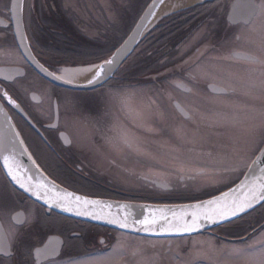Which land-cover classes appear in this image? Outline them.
Wrapping results in <instances>:
<instances>
[{
  "label": "flooded vegetation",
  "instance_id": "1",
  "mask_svg": "<svg viewBox=\"0 0 264 264\" xmlns=\"http://www.w3.org/2000/svg\"><path fill=\"white\" fill-rule=\"evenodd\" d=\"M149 1L139 2L134 16L126 2L121 3L126 10L120 17L113 14L112 0H22L20 10L35 58L58 74L67 63L107 58L130 33ZM235 1L208 0L169 14L108 80L94 88L74 89L53 83L30 65L15 36L17 4L0 0V101L40 168L85 196L149 203L195 201L237 181L262 146L247 136L240 138L238 151L225 162L224 166L238 169L223 177L225 182L212 183L214 177L190 170L181 172L169 155L170 148L178 147L187 169L213 168L216 165L204 153L227 151L220 145L230 148L227 134L236 133L208 126L206 130V122L199 116L195 122L189 120L178 106L200 113H210L212 108L228 112L222 106L225 103L237 111L251 104L256 110L264 107V92L244 87L261 79V66L244 59L247 54L264 56L258 40L250 43L249 38L255 36L244 23L250 17L255 25L264 22V13L254 15L260 11L256 7L249 17L244 13L261 0H242L240 10L229 19ZM234 50L241 59L232 58ZM205 70L207 75H202ZM221 82L231 84L235 91L214 93L210 85ZM5 93L37 129L7 101ZM125 97L131 98L132 109L151 111L149 124L145 125L143 115L130 114L121 102ZM120 125L134 133L151 155L112 147L106 138L116 137ZM197 127L199 134L212 137L195 145L184 143L178 129L191 137ZM242 160H248L247 164L237 166ZM241 218L244 221L238 224L240 219L190 235L132 233L47 208L16 189L0 163V237L6 236L9 244L7 251H0V264H135L126 255L105 259L117 241L125 242L129 250L143 241V259L150 264H180L173 251L186 256L194 242L211 241L219 247L264 239V207ZM219 261L243 264L226 262L225 257Z\"/></svg>",
  "mask_w": 264,
  "mask_h": 264
},
{
  "label": "snow or ice",
  "instance_id": "2",
  "mask_svg": "<svg viewBox=\"0 0 264 264\" xmlns=\"http://www.w3.org/2000/svg\"><path fill=\"white\" fill-rule=\"evenodd\" d=\"M260 11L254 13V15H260L264 13V0H261L259 5L255 6ZM249 26V30L254 34L255 39H250V43L255 44L259 41V46L264 50V22L259 25H255L254 20L250 17L244 21ZM240 37L237 36V39ZM228 58V57H226ZM234 59H241L238 51L234 50ZM244 59L248 62L259 64L261 66V79L251 84L253 88H259L264 92V56H256L254 54H247ZM112 60H106L103 64L91 65L88 67L76 69L75 72H88L95 71V75L87 81L89 85L95 84L102 80L106 75V66L111 65ZM64 75L54 76V79L65 80L67 83H72V76L69 74V70H61ZM51 74V73H50ZM207 75V71L201 73ZM214 93H223L228 91H235V88L229 84L225 86L221 83H214L210 85ZM245 94H251L246 92ZM7 96V93L4 94ZM130 97L122 99V104L128 109L130 114H134L136 117H141L142 113L131 108ZM10 100V98H9ZM11 103L15 104L14 101ZM18 107V106H17ZM246 110H233L231 112L215 111L212 113H200L196 109L188 108L185 106H179V110L189 119L195 122V117L199 116L200 121L207 122V126L212 127H227L235 129L236 133L229 136L231 141V147L228 145H220L221 149H228L227 151H217L213 153L208 151L204 155L211 159L213 168H199V169H187L181 159L180 148H170L169 155L171 159L178 163L179 171H193L197 174L214 177L211 180L212 183L225 182L222 178L227 176L230 172L238 171L236 168L224 166L226 161L231 160L232 156L238 151L237 145L242 136H247L255 141L256 145H264V107L259 110L245 106ZM259 120V123L253 121ZM147 131H155L151 126H145ZM181 134V139L186 144L195 145L203 137L200 136L198 127L193 131L191 137H187L182 130L178 129ZM20 133H15V139L23 149L21 155H28V159L33 166L36 162L32 160L27 149L23 148L24 141L19 139ZM107 142L117 150L127 148L133 152L142 155H151L145 151L141 146L140 139L131 133L123 125L119 126V132L116 137H107ZM189 152L193 149L189 148ZM261 157H264V148L261 149ZM259 159V158H258ZM3 162V168L7 170V174L24 188L25 191L32 192L37 197L44 199L47 203L56 204V206L63 208L65 211L75 210L78 215L92 216L94 219H104L103 215H100L94 211H89V206L99 205V201L82 199L79 195H75L71 192H60L49 188L45 184L34 185L30 183L31 177H24L19 174V169L23 167L19 161H17L15 154L4 155L0 157ZM255 163V162H254ZM264 202V168L259 173L253 174L252 165H249V172L245 174V178L240 181L236 187L229 189V191L223 193L218 197H214L211 200L205 201L202 204L192 206L190 213L184 212V215H191V220L180 219L173 213V220H167L166 216H156L154 213L151 217L145 216L141 220H134L129 223L128 215L125 214L123 218L113 217L110 219L111 223H118L121 228H130L135 225L140 226V230L144 232H156L158 221H165L163 225L159 227L160 232H176V233H192L196 232L204 225L202 222L217 223L220 221L228 220L231 217H236L242 213L247 212L249 209H253L256 205ZM110 208L111 206H107ZM124 206L122 205L121 208ZM160 212L165 210L160 209ZM143 241L136 247L130 250L126 248L125 242L117 241V243L111 246L112 250L105 259L111 260L120 256H129L135 261V264H150L149 261L143 259L144 248L142 247ZM151 243V242H149ZM155 246L154 244L152 245ZM9 247L7 237H0V251H7ZM169 251H172L170 248ZM140 257V259H137ZM173 257L180 261V264H198V261L206 259L208 264H220L219 258L225 257L226 262L240 261L243 264H264V239L256 240L252 243H246L243 246H217L211 241L208 242H194L193 250H190L186 256H181L178 251H173Z\"/></svg>",
  "mask_w": 264,
  "mask_h": 264
},
{
  "label": "water",
  "instance_id": "3",
  "mask_svg": "<svg viewBox=\"0 0 264 264\" xmlns=\"http://www.w3.org/2000/svg\"><path fill=\"white\" fill-rule=\"evenodd\" d=\"M168 0H150V2L147 4L139 18L137 19L135 25L131 29L130 33L127 35V37L123 40V42L107 57L104 58L96 63H90L93 65L103 64L106 60H112L113 63L111 65L106 66V72L107 75L100 80L99 82L89 85L87 81L91 79L95 75V71L92 72L90 76H88L86 79L83 80H72V83H67L65 80H58L54 79V76H60L59 74H55L48 70L46 67H44L34 56L30 45L28 43L27 36L25 34L23 21L21 18V2L22 0H13V3L15 2L17 4L16 9V30H15V36L17 40V44L24 55V57L27 59V61L30 63V65L42 76L47 78L48 80L52 81L55 84L62 85L68 88H74V89H89L94 88L102 83H104L106 80H108L121 66V64L124 62V60L127 59V57L132 53V51L135 49L136 45L146 36V34L153 29L163 17L168 16L169 14H172L173 12H176L181 9H185L187 7H190L192 5L203 3L208 0H184V3L180 4V7L177 9L167 13V14H161V7L163 4H165ZM242 0H236L233 2L230 10L228 18H233V13L236 11H239V4L242 3ZM247 2V1H245ZM249 2H252V0H249ZM255 11V5L252 4V7L250 9V12H244L247 17L250 16L251 12ZM253 13V12H252ZM161 14V15H160ZM244 15V14H243ZM87 66L85 63H67L63 67H77V66ZM51 73V74H50ZM7 101L10 102L14 101L9 95L6 96ZM10 98V100H9ZM15 104L11 103L14 107L18 109V111L23 115V117L34 127L37 129L36 125L31 121V119L28 117V115L21 109V107L14 101ZM18 106V107H17ZM178 106V105H177ZM179 107V106H178ZM56 121H54L55 124ZM20 133L17 129L16 124L14 123L11 115L7 111V109L4 107L3 103L0 101V157L4 155H11L15 154L17 161L20 162L23 167H21L18 171L20 175H23L24 177H31L30 183L34 185L38 184H45L49 188L54 189L55 191L60 192H71L75 195H79L82 199H88V200H95L99 201L100 204L96 206H89V211H94L100 215L105 216L104 219H94L92 216H86V215H78L75 210L73 211H65L63 208L56 206V204H50L47 203L44 199H41L34 195L32 192L25 191L24 188H21L19 184H17L15 181L12 180V178L7 174V170L3 168V162L0 160L1 166L12 183V185L17 188L18 190L22 191L35 201L39 202L40 204L46 206L49 209H53L57 212H60L62 214L95 221L97 223L103 224V225H109L117 229H121L124 231L137 233V234H143L148 236H168V235H190V234H197V233H203L204 231H207L213 227H216L218 225L227 223L229 221H232L236 218H239L258 206H260L262 203L256 205L253 209H249L247 212L242 213L236 217H231L228 220L220 221L217 223H207L202 222L203 227L199 228L196 232L192 233H176V232H160L159 227L165 223V221H158L157 224V231L156 232H144L140 230L139 225H135L130 228H121L118 223H111L110 219L113 217H119L123 218L125 214L128 215L129 223H131L134 220H141L146 215L151 217L153 213L156 216H166L167 220H173V213L176 214L177 217L180 219H186L191 220V215H184V212L190 213L193 209V205L202 204L205 201L211 200L214 197H218L222 195L223 193L229 191V189L236 187L240 183L241 180L245 178V174L249 172V166L242 175V177L233 185L230 187L216 193L213 195H210L206 198L190 201V202H182V203H149V202H136V201H125V200H116V199H108V198H98V197H89L85 196L79 193H76L58 182H56L54 179L49 177L38 165V163L35 161L29 150L27 149L25 143L23 145V148L27 149L28 154L31 155L32 160L36 162L35 166L31 164V162L28 159V155H21L22 148L18 141L15 139V133ZM65 134V133H64ZM19 139H22V136L20 135ZM24 141V140H23ZM264 148V145L261 146V148L258 150L252 161L249 165H252V171L253 174H257L260 172L262 168H264V157H261V149ZM259 158V159H258ZM255 162V163H254ZM124 206L121 208V206ZM107 206H111L108 208ZM163 209L164 212H160L158 210Z\"/></svg>",
  "mask_w": 264,
  "mask_h": 264
},
{
  "label": "rangeland",
  "instance_id": "4",
  "mask_svg": "<svg viewBox=\"0 0 264 264\" xmlns=\"http://www.w3.org/2000/svg\"><path fill=\"white\" fill-rule=\"evenodd\" d=\"M113 1V6H112V9H113V14H114V16H116V17H120L121 15L120 14H124V13H122V12H124V10H126V8H122V4L121 3H123V2H126V6H128V10H129V13H130V15L131 16H134L135 14H136V11L139 9V6L141 5V4H139V2L140 3H142L144 0H112ZM164 18V17H163ZM130 21H131V19H130ZM160 22V21H159ZM159 24V23H158ZM157 24V25H158ZM156 25V26H157ZM155 26V27H156ZM154 27V28H155ZM153 28V29H154ZM153 29H151L146 35H149L151 32H152V30ZM92 32H96V31H92ZM103 39H104V37H103ZM96 62H98V61H96ZM85 64H87V62L85 63ZM254 83V82H253ZM258 83V82H257ZM242 87V86H241ZM244 87H247V88H253V87H251V84H244ZM253 89H259V88H253ZM239 96H241V95H238L237 97H239ZM244 98V97H243ZM213 105V104H212ZM214 105H216V103H214ZM230 105V106H229ZM222 106L224 107V109L226 110V111H228V112H231V111H233V110H235V109H237L236 108V106H234L233 107V105H231V103H225V104H222ZM255 104H251V108H254L255 109ZM209 107H213V106H209ZM257 107V106H256ZM146 108V107H145ZM145 108H143V107H140V110L143 112L142 113V115H143V117H144V123H145V125H147V124H149L148 122L150 121V119L148 118L149 116H148V111H149V115H150V113H151V111L150 110H147V109H145ZM259 110V109H258ZM215 111H219L218 109H216V108H212V111L210 112V113H212V112H215ZM207 112H209V110H206V113ZM206 122V121H205ZM207 123V122H206ZM207 125H205L204 126V129H206L207 130ZM222 128H225L226 129V132H228L229 130H232V129H228L227 127H217V129L218 130H220V129H222ZM162 131V130H161ZM232 133V132H231ZM227 134V133H226ZM232 134H235V133H232ZM232 134H227L228 135V138H229V136L230 135H232ZM219 134H217L215 137H217ZM200 136L201 137H203V138H207V137H212V136H210V135H201L200 134ZM188 137V136H187ZM160 138H162V139H164V138H166V136H163V135H161L160 136ZM247 162H248V160H242V162H239L238 163V165L237 166H245L246 164H247ZM244 221V219H242V218H240V220H238V221H236L235 222V224H238L239 222H243ZM227 246H243V245H231V244H229V245H227Z\"/></svg>",
  "mask_w": 264,
  "mask_h": 264
},
{
  "label": "bare ground",
  "instance_id": "5",
  "mask_svg": "<svg viewBox=\"0 0 264 264\" xmlns=\"http://www.w3.org/2000/svg\"><path fill=\"white\" fill-rule=\"evenodd\" d=\"M184 3V0H168L165 4L162 5L161 7V14H167L175 9H177L178 7H180V4ZM160 14V15H161ZM93 64L87 63V66H77V67H61V69L59 70V75H64L65 73H63L61 70L63 69H67L69 70V74L72 76V80H83L84 78L86 79L88 76H90L92 74L93 71H88V72H75L76 69H80V68H84V67H88L91 66Z\"/></svg>",
  "mask_w": 264,
  "mask_h": 264
},
{
  "label": "trees",
  "instance_id": "6",
  "mask_svg": "<svg viewBox=\"0 0 264 264\" xmlns=\"http://www.w3.org/2000/svg\"><path fill=\"white\" fill-rule=\"evenodd\" d=\"M68 61H69V60H68ZM260 207H264V204H262ZM260 207H259V208H260ZM259 208H257V209H259Z\"/></svg>",
  "mask_w": 264,
  "mask_h": 264
}]
</instances>
